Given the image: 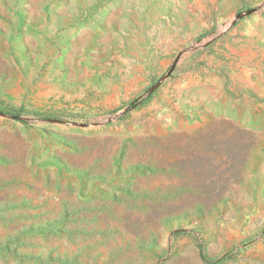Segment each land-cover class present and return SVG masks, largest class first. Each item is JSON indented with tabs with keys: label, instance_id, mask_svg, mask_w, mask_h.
Returning <instances> with one entry per match:
<instances>
[{
	"label": "rangeland",
	"instance_id": "obj_1",
	"mask_svg": "<svg viewBox=\"0 0 264 264\" xmlns=\"http://www.w3.org/2000/svg\"><path fill=\"white\" fill-rule=\"evenodd\" d=\"M0 264H264V0H0Z\"/></svg>",
	"mask_w": 264,
	"mask_h": 264
},
{
	"label": "trees",
	"instance_id": "obj_2",
	"mask_svg": "<svg viewBox=\"0 0 264 264\" xmlns=\"http://www.w3.org/2000/svg\"><path fill=\"white\" fill-rule=\"evenodd\" d=\"M10 113H12L15 116H18L20 114L19 111H12ZM198 140H200V139H198ZM208 140H210V138H208ZM200 254H201V257H202L203 260L208 261V262L211 261L208 258V256L206 255V253H205L204 248H203L202 245H200ZM220 259H222V258H220Z\"/></svg>",
	"mask_w": 264,
	"mask_h": 264
},
{
	"label": "water",
	"instance_id": "obj_3",
	"mask_svg": "<svg viewBox=\"0 0 264 264\" xmlns=\"http://www.w3.org/2000/svg\"><path fill=\"white\" fill-rule=\"evenodd\" d=\"M258 8H256V9H254V10H251V11H255V10H257Z\"/></svg>",
	"mask_w": 264,
	"mask_h": 264
}]
</instances>
